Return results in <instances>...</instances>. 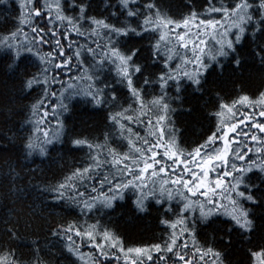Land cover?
<instances>
[{
  "label": "snow or ice",
  "instance_id": "1",
  "mask_svg": "<svg viewBox=\"0 0 264 264\" xmlns=\"http://www.w3.org/2000/svg\"><path fill=\"white\" fill-rule=\"evenodd\" d=\"M93 3L0 0L15 15L0 61L20 94L0 100V197L16 217L3 222L0 264H227L237 237L249 264H264V0H189L178 13L161 0ZM81 104L82 116L103 115L89 134L70 126ZM186 104L208 124L196 140L173 119ZM56 144L84 159L41 188L21 159L44 163ZM29 183L46 207L78 215L50 229L47 249L27 245L25 261L14 244ZM121 202L156 213L161 234L128 246L103 220Z\"/></svg>",
  "mask_w": 264,
  "mask_h": 264
},
{
  "label": "trees",
  "instance_id": "2",
  "mask_svg": "<svg viewBox=\"0 0 264 264\" xmlns=\"http://www.w3.org/2000/svg\"><path fill=\"white\" fill-rule=\"evenodd\" d=\"M161 2L167 5L172 13H178L182 10L186 12L183 5L188 3L189 0H161ZM93 8H98L99 11H103L104 0H94ZM93 14L95 15L96 12L94 11ZM14 23L15 15L12 9H9L6 13L3 8L0 7V32L6 31V28H12ZM244 55L247 56L246 50ZM65 79H67V77H65ZM246 83L249 87L254 89L259 86V77L255 74H251L250 78L246 80ZM56 87L59 89V85ZM18 95L20 94L17 77L8 70L6 63L0 61V100L12 99L16 101ZM187 99L191 101L192 104L197 103L196 101H192L191 97ZM30 103L31 99H21L17 102V107ZM188 106H190V104H186L182 108L178 107V111L173 116V119L177 122L178 127L185 130L189 139L196 140L206 131L208 124L199 112L188 114L184 110ZM88 107L89 106L83 104L79 105L76 110L77 114L70 118V126H75L77 131L84 132L85 134H89V132L93 131L96 124L103 123L102 114L91 118L81 115ZM10 118L15 123H19L23 119L22 116ZM0 119H3V117H0ZM51 125L53 127L55 126V120H51ZM0 143L4 142L0 141ZM50 151L51 157L44 163H41L38 157L36 158V163H32L31 159H21V164H26L29 168L40 170L37 172L40 179L34 180V183L41 188L44 186L41 183L42 180L47 179L48 181L54 182L55 177L61 175V169H63L65 165L71 167L73 164L84 159L85 155L84 152L71 153L67 150L66 145L60 144H56ZM13 163H15L14 159ZM0 164H2V161H0ZM7 171L6 168H0V176L4 175ZM25 171L27 172L28 169H25ZM28 190L32 195L31 198L28 196L24 197L29 209L26 213L27 219H22L21 223L18 225L21 238L17 239L14 244L15 248H19V250L25 254V261H27L28 252L30 251L29 248L26 247L27 245H32L36 241H39L40 246L47 249L50 244L54 242L50 229L58 227L63 224L65 220L71 222L78 215L77 212L69 213L67 208L62 210L60 207H46V204L49 203L50 200L46 197H41L38 191L33 190L32 183H29ZM12 206V200L6 201L0 197V245L4 244L6 240L2 234L3 222L8 219H16L12 212ZM17 210H20L19 206H17ZM33 211L35 212L34 216ZM155 216L156 213L154 212L150 215L140 216L135 213L130 203L121 202L120 205L108 216H105L103 220L105 224H108L112 229L118 231L121 236L126 239L128 246L135 247L153 242V237H158L161 234ZM221 219H223V217ZM222 235V232L216 234L218 246L223 243V241L219 239ZM224 239L226 240L227 237ZM80 242L81 241L78 239L77 243ZM248 247L249 245L246 242H241L238 237L234 238L232 246L224 249L227 253V264H249ZM53 251L55 250L53 249ZM82 251L87 254L92 252L93 249L89 244L84 243ZM60 264H67V261L61 258ZM113 264H115V262H113Z\"/></svg>",
  "mask_w": 264,
  "mask_h": 264
}]
</instances>
